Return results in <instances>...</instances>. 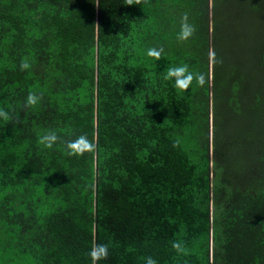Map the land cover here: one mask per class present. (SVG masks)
<instances>
[{"label":"trees","instance_id":"trees-1","mask_svg":"<svg viewBox=\"0 0 264 264\" xmlns=\"http://www.w3.org/2000/svg\"><path fill=\"white\" fill-rule=\"evenodd\" d=\"M0 109V264H264V0H0Z\"/></svg>","mask_w":264,"mask_h":264},{"label":"clouds","instance_id":"clouds-1","mask_svg":"<svg viewBox=\"0 0 264 264\" xmlns=\"http://www.w3.org/2000/svg\"><path fill=\"white\" fill-rule=\"evenodd\" d=\"M142 0H125V5H140ZM196 31L194 25L188 23V16L185 13L181 20V27L179 32V39L181 41L188 40ZM163 48H150L148 50V55L154 57L156 60H159L161 54L163 53ZM209 63L215 65L216 63H222L221 60H217L215 50L210 48L208 52ZM31 67L27 57L22 58L20 62L21 71L27 70ZM166 80H173L174 85L180 91H187L195 80L196 84L200 87H203L206 83L205 75L203 73H193L189 70L187 64L181 66L169 67L166 70V75L164 76ZM209 82L211 81V75L208 77ZM40 97L34 92H29L25 100V107H34L38 104ZM0 119L9 121L11 119L8 111L0 109ZM60 138L54 131H49L42 135L38 143L43 145L45 148L51 149L58 142ZM67 149V154L69 156L73 155H83L85 152H94L96 149V144L93 141H90L86 135H80L74 140H68L65 143ZM172 247L178 252L186 254V250L183 244L179 241L173 243ZM109 255V248L107 244H93L92 248L88 252V256L91 260V264H98V261L102 259H107ZM147 264H156V261L151 257L147 258Z\"/></svg>","mask_w":264,"mask_h":264}]
</instances>
